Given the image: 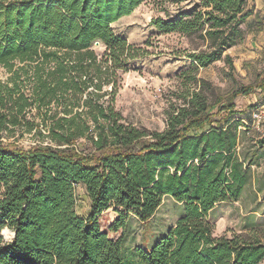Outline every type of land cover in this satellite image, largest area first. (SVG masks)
<instances>
[{"label": "trees", "instance_id": "16d2710c", "mask_svg": "<svg viewBox=\"0 0 264 264\" xmlns=\"http://www.w3.org/2000/svg\"><path fill=\"white\" fill-rule=\"evenodd\" d=\"M144 1L0 0V67L7 74L0 79V227L15 232L11 241L0 236V264H128L124 233L111 237L100 217L114 208L110 231L124 232L131 216L152 220L166 196L182 212L152 245L135 248L139 264L264 261L260 237L216 235L209 218L218 203L239 201L253 178L264 134L251 153H239L248 113L236 99L260 90L264 102V77L220 93L192 75L164 130L126 122L114 105L119 72L149 51L113 23ZM248 2L203 0L151 22L161 33L198 39L188 52L194 69L224 60L232 71L228 50L248 29L264 26L248 24ZM79 186L89 198L86 215L77 209Z\"/></svg>", "mask_w": 264, "mask_h": 264}, {"label": "rangeland", "instance_id": "374dc122", "mask_svg": "<svg viewBox=\"0 0 264 264\" xmlns=\"http://www.w3.org/2000/svg\"><path fill=\"white\" fill-rule=\"evenodd\" d=\"M203 0H183L173 2L168 0H145L131 14L123 16L113 23L117 34L127 38L129 43L148 49L149 53L135 60L127 71H120L121 81L116 92L114 105L122 113L126 122L138 127L154 130H164L167 127L170 110L182 104L180 93L194 83L187 80L189 76L198 75L211 80L220 93H228L240 85L255 83L259 77H264V49L259 38L251 43L253 31L248 29L245 40L232 48L234 70H230L224 60L206 67L194 69L188 57L198 39L190 38L178 32L161 33L152 25L155 17L176 16L181 11L193 10L201 5ZM248 9H253V15L248 24L259 21L264 23V0H249ZM99 53L105 47L94 43ZM232 72V75H230ZM7 74L0 67V79L6 80ZM260 90L250 94H241L236 103L239 109H244L248 115L240 127L244 131L239 143V153L248 154L257 146V137L264 134V122L257 128L253 126V112L264 109ZM255 105V106H252ZM251 119V120H250ZM248 123H251L249 126ZM247 129V130H246ZM32 142L30 135H25L21 143ZM87 145L83 146L86 147ZM258 162L252 166L253 178L246 185L239 201L218 203L211 218L215 222V234H245L258 236L264 241V147L260 148ZM77 209L86 215L89 209V198L83 187L76 189ZM182 204L171 196H166L154 218L142 223L131 216L124 232L110 231V225L117 217L114 208L100 217L102 228L109 230L113 238L123 233L128 264H139L135 248H147L156 239L165 234L175 224L182 212ZM0 227V236L4 241H11L13 234ZM261 264H264L262 262Z\"/></svg>", "mask_w": 264, "mask_h": 264}, {"label": "crops", "instance_id": "0c3cea01", "mask_svg": "<svg viewBox=\"0 0 264 264\" xmlns=\"http://www.w3.org/2000/svg\"><path fill=\"white\" fill-rule=\"evenodd\" d=\"M263 25H264V23H263ZM253 32H255V34H252V36H251V38H252V40H251V43L253 44V43H255L259 38H261L262 40V42H260V44L263 46V49H264V26H263V28L260 30V31H253ZM260 40V39H259ZM258 40V41H259ZM237 46V45H236ZM236 46H234V47H236ZM233 48V47H232ZM232 48H230L229 50H228V52H230V53H232ZM81 186V185H80ZM79 186V187H80ZM242 195H243V193H242ZM222 203V202H221ZM217 206V205H216ZM216 206H215V208H216ZM214 208V209H215ZM214 209L212 210V211H214ZM211 211V212H212ZM211 212H210V214H209V218H211ZM264 262V261H263Z\"/></svg>", "mask_w": 264, "mask_h": 264}, {"label": "built area", "instance_id": "2783aa9c", "mask_svg": "<svg viewBox=\"0 0 264 264\" xmlns=\"http://www.w3.org/2000/svg\"><path fill=\"white\" fill-rule=\"evenodd\" d=\"M253 122V126L260 128V126L264 122V109H260L253 112Z\"/></svg>", "mask_w": 264, "mask_h": 264}, {"label": "bare ground", "instance_id": "6f19581e", "mask_svg": "<svg viewBox=\"0 0 264 264\" xmlns=\"http://www.w3.org/2000/svg\"><path fill=\"white\" fill-rule=\"evenodd\" d=\"M5 231L12 233L13 236H14V231H13V230H11V229H9V228H6Z\"/></svg>", "mask_w": 264, "mask_h": 264}, {"label": "water", "instance_id": "95a60500", "mask_svg": "<svg viewBox=\"0 0 264 264\" xmlns=\"http://www.w3.org/2000/svg\"><path fill=\"white\" fill-rule=\"evenodd\" d=\"M96 43L99 44V41H97ZM14 236H15V232H14Z\"/></svg>", "mask_w": 264, "mask_h": 264}]
</instances>
